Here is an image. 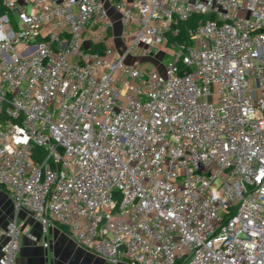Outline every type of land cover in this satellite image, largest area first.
<instances>
[{
  "label": "built area",
  "instance_id": "2783aa9c",
  "mask_svg": "<svg viewBox=\"0 0 264 264\" xmlns=\"http://www.w3.org/2000/svg\"><path fill=\"white\" fill-rule=\"evenodd\" d=\"M0 187V264L49 248L21 211L111 264H264V0H0Z\"/></svg>",
  "mask_w": 264,
  "mask_h": 264
},
{
  "label": "crops",
  "instance_id": "0c3cea01",
  "mask_svg": "<svg viewBox=\"0 0 264 264\" xmlns=\"http://www.w3.org/2000/svg\"><path fill=\"white\" fill-rule=\"evenodd\" d=\"M108 10H109V14L111 15V17L116 20L118 15L113 11V9L110 6H108ZM116 29L117 31H115ZM120 29L121 27L118 24V22H115L114 33L115 34L119 33ZM91 34H92V31L90 30L87 31L86 37L87 38L90 37ZM4 200H6L5 202H7V200L9 202L11 201L9 200V197L6 191L0 188V201L3 202ZM0 214H2L3 216L12 217L9 221L13 220V218L15 217V212L12 213V207L8 206L7 204L3 206V209H1L0 207ZM16 220H17V224H19L24 229L30 230L34 235L40 238L41 241H45L49 243V248L43 249L39 244H34L30 242L29 240L25 239L24 237H21L20 252L17 257V264H54L55 258L57 257V255H52L49 253V249L51 248V245L53 243V240H51V236L54 233H59V239L65 240L63 233L60 231L62 230L61 227L57 224H52L46 229V233L42 234L41 227L37 223L29 220L26 217V214L24 213V211H21L16 215ZM4 226H0V229L3 228ZM58 226L60 228L59 230L57 228ZM54 239L56 241V238ZM99 258L106 264H111L105 261L103 258L101 257ZM99 262L102 263L101 261Z\"/></svg>",
  "mask_w": 264,
  "mask_h": 264
},
{
  "label": "rangeland",
  "instance_id": "374dc122",
  "mask_svg": "<svg viewBox=\"0 0 264 264\" xmlns=\"http://www.w3.org/2000/svg\"><path fill=\"white\" fill-rule=\"evenodd\" d=\"M115 31H117V29ZM151 53L152 56L150 58H138L136 59L135 64H142V66L147 69L156 67L160 70L165 64L166 59L170 57L169 54L171 53V51L162 45H158L151 49ZM159 58H161L162 60ZM208 102H213V98L211 96L208 98ZM5 201L6 200H4L3 202L0 201L1 209H3V206L7 204L8 206L12 207V213H14L12 202H9L8 200L7 202ZM11 218L12 217L3 216L2 214H0V226H4ZM57 228L58 230L60 229L59 226ZM60 231L63 233L65 240L59 239V233H54L51 236V240H53V243L51 245V248L49 249V253L52 255H57L54 264H106L98 256H95V254L91 251L75 245L70 237H68L66 231ZM54 238H56V241ZM99 261H101L102 263H100Z\"/></svg>",
  "mask_w": 264,
  "mask_h": 264
},
{
  "label": "trees",
  "instance_id": "16d2710c",
  "mask_svg": "<svg viewBox=\"0 0 264 264\" xmlns=\"http://www.w3.org/2000/svg\"><path fill=\"white\" fill-rule=\"evenodd\" d=\"M199 18H195L193 19L192 21L188 22V23H183L180 25V29L182 30L181 33H184V30L186 29V27H191V28H194L195 25H196V21H198ZM183 35V34H181ZM90 49L92 51H96V52H101L103 49H102V46L100 43H95V44H92ZM32 156L33 158L36 160V161H39L41 158H42V151L37 149V148H32ZM61 229L63 231H66L64 227H61Z\"/></svg>",
  "mask_w": 264,
  "mask_h": 264
}]
</instances>
